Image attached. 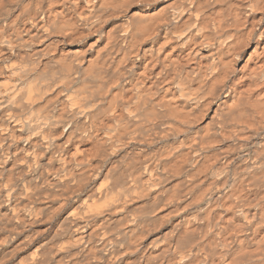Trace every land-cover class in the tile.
Returning a JSON list of instances; mask_svg holds the SVG:
<instances>
[{"label":"bare ground","instance_id":"bare-ground-1","mask_svg":"<svg viewBox=\"0 0 264 264\" xmlns=\"http://www.w3.org/2000/svg\"><path fill=\"white\" fill-rule=\"evenodd\" d=\"M0 264H264V0H0Z\"/></svg>","mask_w":264,"mask_h":264}]
</instances>
